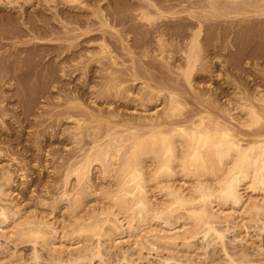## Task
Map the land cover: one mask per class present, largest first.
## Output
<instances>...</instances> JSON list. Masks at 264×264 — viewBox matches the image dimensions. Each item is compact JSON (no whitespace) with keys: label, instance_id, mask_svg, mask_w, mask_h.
Returning <instances> with one entry per match:
<instances>
[{"label":"rangeland","instance_id":"rangeland-1","mask_svg":"<svg viewBox=\"0 0 264 264\" xmlns=\"http://www.w3.org/2000/svg\"><path fill=\"white\" fill-rule=\"evenodd\" d=\"M137 1L142 2L143 4H140L144 6L141 5L140 7V5H137V3H139ZM137 1L82 0L75 2L77 3L75 4L63 0H0V71L3 74L2 75L0 72L2 75H0V79L1 77L3 79L4 76H7V82L10 85L9 87L8 85H6L7 87H0V180L2 183H0V186L3 187V181H6L4 182V186L6 187L4 190L6 189L8 192L5 191L9 194V197L0 199L2 201H0L1 206H8L9 210H12L13 206L18 203L17 206L20 205L21 208H23V212H27L26 215L28 213L31 215L44 214L46 217L49 216L48 218L51 221L54 220L59 224H63L62 222L65 223V221L68 220V218H66L67 215H65L67 213L65 212L68 211L67 205L70 204L69 199L72 198V194H74L78 188V192L81 194L86 191V194L84 193V195H82V209H79L80 212L85 214V210L89 212L92 208L100 205L99 201L101 200L97 194H100L101 189L103 191L111 185V177H104L107 175L103 173L104 171L102 168V170H100L102 166H99L97 162H95L96 164L93 163L94 165L92 164L90 166L88 171L89 174H87L89 179H85L86 181L84 180L82 184L80 183L81 185L79 187L75 184L76 177L70 175V172L76 166L84 162L86 155L95 151L91 149L93 139L99 140V144L104 141L103 135L107 126L113 127L115 123L120 121L132 123L136 120L134 122L135 124L138 122L136 125L140 124V119L141 122L142 120L146 122V118L149 117V115H147V109L151 108L152 110L150 109V111H153V107L156 105V110L154 111L156 113L155 116H163L164 110H162V107H164L163 104H165L164 99L162 101V97H159L156 100L155 97L154 101L146 103V93L149 89L144 87L162 89L163 94H167V91L177 92L180 94L179 101L182 102L185 107L183 113H185L187 117L188 115L194 116L197 113L203 116H209L212 119L222 120L231 126L235 132L243 133L242 135L245 139H248L247 133L251 134L258 130L264 131V119L253 126V130L239 126L237 124V119H241L243 114L239 109H236L239 105H252L258 109L260 114H264V104H260V102L256 100V98L259 99L261 96L264 98V16L262 15L264 11H258V13L255 11L253 16L250 15L252 13L246 15L234 13L233 16V12L223 11L221 15H218L220 18L217 17V19L212 16V14H217L215 12L202 13L201 17L204 18L201 19L203 22V29L206 30H203L201 36V44L204 48V53L202 52L196 62L195 70H193L191 74V85H189L181 71L176 69L177 66L182 68L184 66L185 55L183 52L187 50L185 41L189 40L192 35L193 30L191 29L195 28L196 21L191 18L189 19L186 15H182L181 18L177 17L178 19L172 18L170 20L166 18L165 20L167 21L161 19L158 23L155 21L154 23H156V25L153 24L149 28L148 22L142 21L139 16L141 8L146 7V3L142 0ZM161 1L162 3L165 2V0H152V2H156L154 4L162 10L179 11L183 9V7H185V9H190L191 6V10L195 12V15L201 10V7H198V5L204 3V0H168L165 2L166 4L163 3L165 4L163 6L162 3V5L159 4ZM169 1L172 5L167 3ZM82 4H84V7ZM196 4L198 8H195ZM129 5H134L135 9L137 5V8L140 7V9L135 10L133 7L134 12L133 9L132 11L129 10L131 12H128L127 8L130 7ZM179 6L181 7L179 8ZM96 10V13H98L97 15L95 13ZM99 10H101L102 19L107 22L109 27H102L100 25L99 22L102 20L100 19ZM137 11L139 12L137 13ZM150 11L153 12L152 9H150ZM92 12H94L93 16L91 15ZM258 15L263 16V18ZM98 20L100 21L98 22ZM206 22H209L213 27ZM214 22L216 25H213ZM217 22H219V24H217ZM176 23H178V25ZM188 25L189 30L185 33L184 29ZM152 26H154V28ZM7 27L10 31L6 30ZM16 28L23 32H17ZM33 29L38 30V33L42 32L39 34L40 36L36 33H32ZM5 31L7 32L5 33ZM84 32L87 33L83 34ZM7 33L10 34L11 37H8ZM161 34L162 37L166 39L165 46L168 42L170 43L167 47L164 46L166 49L163 52H157V49L158 51L160 50L155 46L157 45L155 44V38L161 36ZM38 36L41 38L43 37L45 40L53 39L54 43L49 44V41H45V44L38 43L37 47H35L33 44L39 42V38H36ZM77 36L79 38L78 41H80V47L76 45L78 41L73 42L74 38ZM221 36L223 39H221ZM102 38H104L109 45L111 56L114 57L116 65L112 64L113 59L106 57L103 59L104 66L99 65V67L94 63V72H91L93 74H87V64H92L91 60L94 59L93 57L88 60V53L89 51L97 49L96 41ZM173 40L175 41L174 45ZM90 41L93 42V46L95 44L94 47L90 45ZM151 44L153 48H151ZM38 46H43V48L37 50L40 49ZM36 50L42 53L43 58L37 66H32L35 67L34 70L30 66L32 64L30 58L32 53ZM150 50L154 51L155 54L157 52L158 56L154 54L156 56H154V58L152 56L154 52L152 51L148 58H143V56H141L146 52H150ZM169 52L170 54L173 53L172 55L174 56L168 55ZM62 55L64 57L66 56V58H63ZM77 55H80V58H85L84 62H82L83 60L81 58L82 63L80 62L77 67L71 66L70 63L73 64L72 61H75V58L77 59ZM8 56L13 59L10 63H5L4 60L7 59ZM72 56H75L74 59ZM162 56H168V58H162ZM202 56L204 58H202ZM217 57H219L221 62L218 61ZM169 62H171V64ZM48 66H50V70L56 68L55 76H57L59 80L58 84L53 83L54 85H44V83L51 78V71L47 72V70H49ZM64 66L66 70L70 68L69 71H65ZM111 66H113L112 69L110 68ZM40 67L43 69L41 70ZM59 67L64 69V74L66 72L69 75H64V78V76H62L63 74L61 75L62 72ZM103 67L105 71L102 69V72H100V68ZM80 68L83 69L81 70ZM31 69L34 73L31 74L33 75L32 77L29 75L32 72ZM98 69L99 71H96ZM2 70H5V75ZM37 70H39V73L41 71L40 76L38 74V76L36 75ZM81 72L84 73L82 74ZM15 73L17 74L15 75ZM8 74H11L12 77L8 76ZM89 75L90 79L88 78ZM83 76L85 78L79 80V77L82 78ZM67 78L69 79L67 80ZM125 78H129V80ZM118 81L121 83L120 87H122V89H119L120 91L117 97L109 95L106 98V88L111 87V85ZM133 82L135 83L132 84ZM135 84H137V86ZM129 87L132 89L131 92L125 90ZM140 90H143V93ZM137 91L142 93L140 97L133 96L140 94V92L138 94ZM143 94H146V96H144L142 100L141 98L143 97L141 96H143ZM139 98L142 102L138 100ZM93 101H96L98 104H92ZM110 102L111 107L107 108L106 104ZM123 103H125V106L122 105ZM112 111L114 115V117H112L113 119L115 118V120L111 117L108 118L106 115L107 112L112 113ZM150 111L149 113H151ZM191 113L192 115H190ZM145 114L147 115L146 117L144 116ZM229 114L232 115V117L234 116V120L231 118L229 119ZM185 115L183 117H185ZM73 119H75L77 123L78 121L79 124L81 123L79 127L81 129L79 131L73 130L74 125L77 126ZM107 121H109V123ZM84 122L86 126H84ZM261 125L263 127H261ZM70 127H73V131H70ZM242 130H244V132ZM113 131L117 133L125 132L121 127L113 128ZM74 132L77 134H74ZM75 136H77L76 139L79 141H76L78 144H75ZM88 137L91 140H88ZM146 164L149 165L150 161L148 162L146 160ZM68 174L70 177H68ZM88 180L89 182H87ZM65 185L66 187L64 188ZM73 186L77 189L75 190ZM71 188L75 190L74 193ZM82 188L85 189V191H83ZM91 188L93 190L96 188V190L93 191ZM63 190L69 191L70 194L72 193L67 197L69 204L67 198H65V200L63 199L64 197H62L64 194ZM69 192L67 193L69 194ZM85 195L86 197H84ZM9 200L14 201L10 204L8 203ZM256 227L257 226L251 229V234L253 239L255 237V241L257 242V235L260 234V230L257 232L258 228ZM229 235L230 234L227 235L228 239L231 238H229ZM261 235L263 236L261 237ZM261 235L259 236L261 240L257 243L259 244L260 242L259 245L263 246V249H261L262 254H256L259 257L256 256L257 258H255L254 256V259H251L252 261L254 260L251 264H264V233L261 232ZM0 244L1 252L7 251L8 247V249L13 247L9 243L6 244L1 237ZM198 244L200 245V243ZM29 246L28 244H23L17 247L21 254V264H57L55 260V262L51 260L52 257L49 259L52 262L46 260V253L41 252L42 249L40 248H38V250L40 249L38 252L42 253L41 258L44 257L43 259L39 258V260H42L41 263L39 260H37L39 262H36L34 259L30 260L32 255H30V253H32V250H30L31 247ZM122 246L125 248L126 244ZM247 246L244 247L246 253L249 252L247 251L248 249L250 250ZM119 250L121 249L116 250L115 254L117 255L114 254L115 256H118L120 253ZM217 250L216 252H220ZM251 251L252 249L249 255L252 256L256 251ZM41 253H38L39 256ZM143 253L147 255L146 251H143ZM108 254V256H104L105 261H111V264H123L121 263L124 261L122 260V253L121 256L119 255L116 258V261L115 256H111V253ZM216 254L215 258H211L212 261L208 260L204 263L225 264L224 262H219V260L222 261L223 257L225 258V256H222L223 253ZM153 255L154 254L151 256L150 254L145 257L149 260L152 258L154 260H151L152 262H158V259H156L158 257L155 258V255ZM95 259H93V262L91 260V263L87 262L86 264H105V262L102 261V263H99V260L97 258ZM94 260L96 262H94ZM202 260H196V263L200 264ZM144 261L146 260H143L142 263L146 264ZM64 263L65 262H63V264ZM167 264L174 263L169 262Z\"/></svg>","mask_w":264,"mask_h":264},{"label":"bare ground","instance_id":"bare-ground-1","mask_svg":"<svg viewBox=\"0 0 264 264\" xmlns=\"http://www.w3.org/2000/svg\"><path fill=\"white\" fill-rule=\"evenodd\" d=\"M63 1L75 3L82 0ZM142 1L146 3V7L141 8V13L139 16L142 21L144 20L148 22L149 28L153 24L156 25V23H154L155 21L158 23V21L161 19L165 20L166 18H169L171 20L172 18H181L182 15H186L189 17V19L191 18L196 21L195 28L191 29L193 30L192 35L190 36L189 40L186 39L187 41H185L187 50L183 52L185 55L184 66L182 68L176 65L177 69L175 68L176 70L181 71L189 85H191L192 71L195 70L194 68L196 66V62L204 50L201 44V36L203 34V30H206L203 29V22L201 19L204 18L201 17L202 13L215 12L217 14H212V16L217 19V17H219L218 15H221L223 11L233 12L232 15L234 13L240 15L252 13L250 14L251 16L254 15L255 11L257 13L258 11H264V0H204V3L198 5V7H201V10L200 12L196 13L197 15H195V12L191 10L192 8L190 5V9H185V7H183V9H180L179 11H171L162 10L160 7L156 6L154 4L156 2H152V0ZM166 1L168 0H165V2ZM137 2H139L137 5H140L141 7L143 3L140 1ZM161 3L162 1L159 4L162 5L163 3ZM167 3L171 4L170 1ZM165 4H163V6ZM137 5L136 9L139 10L140 7L137 8ZM82 6L84 7V4H82ZM195 6V8H198L197 4ZM133 7L135 9L134 5L130 6L129 8L126 7L128 9L127 11L131 12ZM180 7L181 6H179V8ZM150 9H152L153 12L150 11ZM96 12L97 10L95 13ZM99 12L101 17V10H99ZM138 12L139 11H137V13ZM97 14L98 13H96V15ZM91 15L93 16L94 12H92ZM262 15L264 16V12ZM263 16H261V18H263ZM100 19L103 22L100 20H98V22L100 21L99 23L102 27H109L107 22L104 21L102 17ZM209 22L206 23L209 24ZM176 24L178 25V23ZM217 24H219V22H217ZM189 25L185 27V33L188 32L187 30H189ZM213 25H216L215 22ZM152 27L154 28V26ZM6 30H9L8 27ZM7 31H5V33ZM16 31L19 33L23 32L22 30L19 31L18 29ZM32 33L39 35L42 32L38 33V30L33 29ZM86 33L87 32H84L83 34ZM39 36L36 37L39 38V42H35V44H33L35 47H37L38 43L45 44V41H49V44L54 43L53 39L45 40L43 37L41 38ZM8 37H11L10 34H8ZM221 39H223L222 36ZM78 40L79 38L77 36L74 38L73 42H77ZM155 40V44H157L155 46L160 50L158 51L157 49V52H163L166 49L164 48L166 39H164L161 34V36H157ZM96 43L97 49L94 51H89V56L87 57L88 60L94 57V59L91 60L92 64H87L86 73L90 75L93 74L91 72H94L95 66L93 64L96 63L98 66H104L103 59L106 57L113 59L112 64L116 65V61L114 57L111 56V51L106 40L102 38L96 41ZM169 43L170 42H168V44ZM92 44L93 42L90 41V45ZM174 44L175 41L173 45ZM76 45L80 47V41H78ZM167 45L165 47H167ZM41 48H43V46L37 50H41ZM151 48H153V45ZM37 50L31 55V67L37 66V64L43 58L42 53L37 52ZM151 51L152 50L142 54L141 56H143V58H148L150 53L154 52ZM152 54L153 57L156 55L155 52ZM172 54L173 53L170 54V52L168 53V55ZM10 56L4 60L5 63L11 62L13 58ZM77 56V59L75 58V61H72L73 64L70 63L71 66L77 67L78 64H80L82 57L80 58V55ZM163 57L168 58V56H162V58ZM63 58H66V56H63ZM202 58L204 57L202 56ZM217 58L218 61L221 62L219 57ZM84 59L85 58H82V62H84ZM169 63L171 64V62ZM50 66H48V68ZM112 67L113 66L110 68L112 69ZM9 68L11 69V66ZM34 68L35 67H32V69ZM61 68L60 70L62 72L61 75L63 74L62 76L69 75L66 72L64 74V69ZM50 69L51 68H49L47 72L51 71V78L44 83L45 86H49L53 83H59L57 76H55L56 68H53L52 70ZM67 69L68 70H66L65 67V71H69L70 68ZM102 69L105 71V68L103 67L100 68V72H102ZM38 71L39 70L36 71V75L38 74L40 76L41 71L40 73ZM96 71H99V69ZM4 72L5 70L3 73ZM81 73L83 74L84 72ZM16 74L17 73H15V75ZM31 74H34L33 70L29 74L32 77L33 75ZM90 75L88 76L89 79ZM8 76H11V74H8ZM84 76L82 78L79 77V80H83V78H85ZM4 77L3 79L2 77L0 79V87H5L6 85L9 87L10 85L6 79L7 76ZM68 79L69 78H67V80ZM127 80H129V78ZM134 83L135 82L132 84ZM135 85L137 86V84ZM120 86L121 83L118 81L111 85V87H107L105 97L107 98L109 95L117 97L119 91L122 89ZM144 88L149 89V91L146 93V103L154 101L155 97L156 100L159 97H162V101L164 99V103L166 105L163 104L164 107H162L163 109L161 108L165 111H163V116H155L156 113L154 111L156 110L155 108L157 105H154L155 107L152 106L154 108L153 111H150L151 108L147 109V115H149V117L146 118V122H143V120L141 122L140 119V124L136 125L138 123H134L136 120L132 123L120 121L115 123L113 127L107 126L103 135L104 141L99 144V140L93 139L91 143V149L95 151L86 155L84 162L81 163V165L76 166L70 172L71 174L69 173L70 175L76 177V183H74L79 187L85 179H89L87 174H89V168L93 163L97 162L99 166H102L100 167V170L103 169V173L107 175L104 177H111V185L108 188L105 186L106 189L103 191L101 189L100 194H97L101 200H98L100 205L92 208L89 210V212L85 210V214L79 211V209L82 207V195H84L86 192L85 189H83L85 188L83 186L81 187H83L82 189L85 192L82 194L78 192L79 188L76 190L77 188L73 186L76 191L73 190V187V189L71 188L72 192L74 193L75 191V193H71L72 198L69 199L70 204L67 197L71 194L69 191L63 190L64 194L62 197H64L63 199L67 198L69 204L67 205L69 209L66 207L68 211L65 212L67 213L65 215H67L66 218H68V220H66L65 223L62 222L63 224H59L54 220L51 221L48 218L49 216L46 217L44 214L31 215L28 213L29 215H26L27 212H23V208H21L20 205V207L17 206L18 203L13 206L14 210H9L8 206L0 205V237L4 239L6 244L9 243L13 246L11 249H8V247L7 251L5 250L4 252H1L0 250V264H21V254L19 253L20 250L17 247L23 244H28L30 245L29 247H31L30 250H32V253H30V255L32 254V258L30 257V260L34 259L36 262L40 261L41 263V259L44 258H41V252H45L47 255L45 259L49 260L50 257H52L51 260H55L57 264H63V262L66 264H86L87 262L91 263V260L93 262V259L95 258L99 260V263H102L103 261L105 264H111V261L109 262L107 259V261L104 260V256H108V253H111V256L117 255L115 254L117 249H121L119 250L120 253L118 256H121L122 253V260L125 261L121 262L123 264H141L143 260H146L144 261L146 264H167L169 262H173L174 264H197L196 260L199 259H203L200 261V264H205L204 262H207L208 260L212 261L211 258H215V255H217L216 253H223L222 256H225L226 258V260L224 257L222 258V261L219 260L220 263L251 264L254 261L251 260L254 259V256L255 258L259 257L256 254H262L261 249H263V246H260V242L259 244L257 242L261 240L259 239L261 232L264 233V131L258 130L251 134L247 133L248 139H245L242 135L243 133L235 132L231 126L222 120L212 119L209 116L197 114L195 111L193 112H195L197 115H188L187 117L185 113H183L185 107L184 104L179 101L180 94L177 92L167 91V94H163L162 89H154L152 87ZM190 88L193 89L192 87ZM125 90L131 92L132 89L129 87ZM141 92L139 95L133 96L140 97V95L143 93ZM146 94L141 96L143 97L141 98L142 100ZM262 98V96L259 97V99L256 98L257 102L259 101L260 104H264V98ZM138 100L142 102L140 98ZM95 103L96 101L92 102V104ZM106 105L107 108H110L111 102L107 103ZM122 105L125 106V103ZM236 109H239V111L243 114L241 119H237V124L246 129L253 130L252 127L264 119V114H260L258 109L252 105H239ZM149 111L151 113H149ZM106 115L108 118L111 117L113 119L114 117L113 111L112 113L107 112ZM147 115L145 114L144 116L146 117ZM184 115L185 117H183ZM190 115H192V113ZM229 116V119L231 118L234 120V116L232 117L230 114ZM73 120L77 124V126L74 125V128L72 127L73 130L75 129L79 131L81 129L79 128L81 123L79 124V121L77 123L75 119ZM113 120H115V118ZM107 122L109 123V121ZM84 124L83 125L86 126L85 122ZM116 127L123 128V131L125 132L117 133L116 131H113V128ZM261 127L263 126L261 125ZM72 128L70 131H73ZM242 131L244 132V130ZM75 133L76 132H74V134ZM77 136L74 138L75 144H78L79 142L78 139H76ZM88 140L91 139L88 137ZM146 160L148 162L150 161L149 165L146 164ZM69 174L68 177H70ZM4 182L6 181H3V187L0 186V199L9 197V194L7 193L8 191L6 189L5 190L7 192L4 190V188H6L4 186ZM87 182H89V180ZM65 187L66 185L64 188ZM91 190L93 189L91 188ZM67 192H69V194ZM84 197H86V195ZM13 201L14 200H9L8 203L12 204ZM255 226L258 228V230L255 228L257 232L260 230V234H256L258 237L257 242L255 241V237L253 239L251 234V229ZM228 234H230V239L227 238ZM262 236L263 235H261V237ZM198 243H200V245ZM123 244H126L125 248L122 246ZM246 246L247 248H250V250L252 249L253 252L256 251L255 254L252 255L253 258L251 255H249V249L247 250L249 252L246 253V249L244 248ZM38 248L44 251L41 250V252H38L40 251ZM216 250L220 252H216ZM143 251H146L147 255H145ZM38 253H41L40 256ZM150 254L151 256L154 254L155 258L158 257L156 258L158 259V262H152V258L149 260L147 257H145L149 256ZM118 256H115V261L117 260L116 258ZM39 258L41 259L39 260ZM95 260L94 262L97 261Z\"/></svg>","mask_w":264,"mask_h":264}]
</instances>
